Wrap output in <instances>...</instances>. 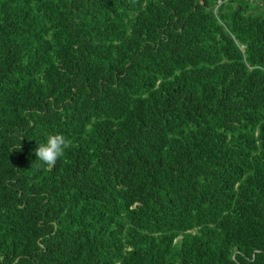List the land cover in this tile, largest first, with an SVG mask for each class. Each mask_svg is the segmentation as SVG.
Listing matches in <instances>:
<instances>
[{"label":"trees","instance_id":"obj_1","mask_svg":"<svg viewBox=\"0 0 264 264\" xmlns=\"http://www.w3.org/2000/svg\"><path fill=\"white\" fill-rule=\"evenodd\" d=\"M0 264H264V0H0Z\"/></svg>","mask_w":264,"mask_h":264},{"label":"clouds","instance_id":"obj_2","mask_svg":"<svg viewBox=\"0 0 264 264\" xmlns=\"http://www.w3.org/2000/svg\"><path fill=\"white\" fill-rule=\"evenodd\" d=\"M67 146L68 141L62 134H49L45 142L39 144L35 155L42 164L51 166L63 155Z\"/></svg>","mask_w":264,"mask_h":264}]
</instances>
